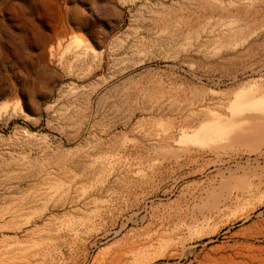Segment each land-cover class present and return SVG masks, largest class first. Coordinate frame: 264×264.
Returning a JSON list of instances; mask_svg holds the SVG:
<instances>
[{
	"label": "rangeland",
	"instance_id": "1",
	"mask_svg": "<svg viewBox=\"0 0 264 264\" xmlns=\"http://www.w3.org/2000/svg\"><path fill=\"white\" fill-rule=\"evenodd\" d=\"M0 264H264V0H0Z\"/></svg>",
	"mask_w": 264,
	"mask_h": 264
}]
</instances>
